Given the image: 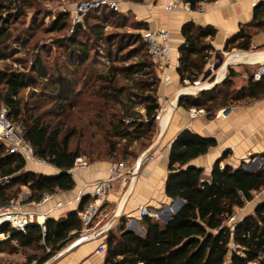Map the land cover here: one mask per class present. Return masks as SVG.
I'll use <instances>...</instances> for the list:
<instances>
[{
    "label": "trees",
    "instance_id": "1",
    "mask_svg": "<svg viewBox=\"0 0 264 264\" xmlns=\"http://www.w3.org/2000/svg\"><path fill=\"white\" fill-rule=\"evenodd\" d=\"M38 1L0 0V47L12 40V28L27 10L34 11L31 24L35 29V20L41 13L36 8ZM263 11V5L259 4L254 9L257 22L242 26L238 33L225 41L222 51H248L252 36L264 30V23L257 20ZM128 16L101 6L87 12L82 25L75 24L70 34L57 41L59 46L68 49L70 62L66 64L76 75L79 71L85 74L86 65L93 64L92 53L97 47L102 46L106 51L108 65L105 73L92 74L95 85L80 91L77 96H74V87L68 85L61 75L57 82L52 80L38 58L30 64L28 72L11 68L0 70V107L8 109L13 123L24 125L22 137L32 146L34 155L59 171L54 175H44L26 170L25 161L18 155L9 154L0 141V206L14 200L23 189L28 191L27 204L38 202L45 192L71 191L75 182L66 170L84 154L79 148L85 130L91 131V140L99 134L104 155L110 159L130 156L134 145L145 149L151 144L156 132L155 116L160 109L157 95L160 79L156 66L150 60L146 46H139L140 33L121 36L105 32L107 27L126 28ZM69 19L68 12L58 13L47 30L64 32ZM132 21L130 29H145L143 24ZM181 36L183 44L178 49L176 73L181 86H185V82L192 85L204 77L211 56L218 55L209 42L215 36V30L190 22L182 26ZM136 45L140 47L139 52L133 48L122 54ZM114 47H117V52L112 54ZM237 75L229 68L221 83L193 96H180L176 106L185 111L204 110L206 118L212 119L222 108L264 97V78L254 81L249 75L245 85L236 87ZM36 80L44 81L54 89L53 106L57 115L47 119L38 115L39 105L29 107L22 103V92ZM76 83L86 88L85 80ZM137 107L142 112L136 111ZM107 110L110 111L108 116L105 115ZM73 114L76 122L71 123ZM83 118L85 123L81 122ZM76 137H80V141L77 138V144L71 148ZM215 146L214 139L188 129L178 133L169 148L164 194L170 200L181 199L182 207L167 223L142 217V234L127 230L126 222L119 219L118 228L106 232L103 264H246L259 253L264 254V200L232 229L225 226L232 214L252 201L254 194L264 188V165L254 170L245 169L243 162L237 167H221V161L228 157L229 152L214 163L208 175L202 168L190 165L192 160ZM89 154L96 155L95 158L89 156L90 163L104 160L93 149ZM89 201V196L83 197L77 210ZM76 211L56 220L46 219L44 232L37 225L28 226L23 233L16 232L3 223L0 235L7 237L3 243L14 242L22 250L41 252L40 257L33 255L29 260L43 264L78 236L81 224ZM45 249L50 252L46 253Z\"/></svg>",
    "mask_w": 264,
    "mask_h": 264
},
{
    "label": "crops",
    "instance_id": "2",
    "mask_svg": "<svg viewBox=\"0 0 264 264\" xmlns=\"http://www.w3.org/2000/svg\"><path fill=\"white\" fill-rule=\"evenodd\" d=\"M172 1L142 0L141 3H134L120 0L118 4V11L121 14L130 15L135 22L145 26V29L134 30V32L140 33L143 30L168 31L171 49L169 67L163 73L156 68L157 77L160 79L158 98L160 96L173 98L168 103L166 112L160 118L161 132H164L160 139L151 145L149 151L153 154V160L144 163L141 166L143 168L140 167L139 176L129 194L126 195L122 210L119 213L125 219L127 230L134 232L139 230L141 234L143 228H139L137 223L141 219L138 216L140 206H146L157 211L162 222L165 223V219L168 218L169 220L183 205L181 199L176 198L179 201L170 200L164 194L170 144L183 129H188L202 137L216 141L215 147L210 148L205 155L190 162V165L202 168L207 175L214 163L225 152H229V155L221 161V167L224 165L237 167L241 161L249 156L261 158L263 163L260 166L264 165V97L255 101L234 104L229 107V112L218 111L212 119H207L206 116L202 115L190 119L188 111L177 106L176 111L172 113L177 92L188 93L192 90L188 88L179 90L181 85L176 73L178 49L183 44L182 26L191 22L201 28H213L215 36L209 42L215 52H220L223 50L225 41L238 33L242 26L257 22L254 17V9L259 4L264 7V0H202V13H189L184 4L167 9ZM196 1L193 0V2ZM257 20L264 23V11ZM231 51L236 53L228 56L227 62H237L232 69L238 74L235 80L241 82L239 86L241 87L246 84L248 76L252 75L256 69L257 65L254 61L258 59L264 61V30H259L252 36L248 51L235 49ZM219 73V78H222V69ZM164 75L169 77L167 82H162ZM206 78L207 76L200 80L205 81ZM169 104L171 105L169 106ZM34 166L37 167L34 168ZM110 166L111 164L106 161L88 164L87 167L77 170L76 174L72 176L75 186L71 191H56L51 194L49 202L45 205L39 207L27 205V209L44 213L46 219L55 220L76 211L80 200L90 195L92 191L90 183L105 179L108 176ZM257 168L255 167V169ZM26 170L44 175H54L59 172L51 165L39 166L28 163H26ZM122 189L119 188L118 184L114 185V193L109 195L108 201L100 212L101 215L94 222L92 231L103 229L106 224H110V229L113 226L114 229L118 228L119 219L117 216L119 214H116V209L120 196L125 193V190ZM23 192L28 193L27 189ZM263 200L264 198L253 197L252 201L246 203L242 209L236 212L237 216L243 218L252 214L255 206ZM57 204H60L61 207L52 209ZM103 211L104 214H102ZM105 235L106 232L97 239L88 242H76L77 237L74 238L60 250H65L63 253H55L57 258L50 264H103L105 254H98L96 250L100 244H104Z\"/></svg>",
    "mask_w": 264,
    "mask_h": 264
},
{
    "label": "rangeland",
    "instance_id": "3",
    "mask_svg": "<svg viewBox=\"0 0 264 264\" xmlns=\"http://www.w3.org/2000/svg\"><path fill=\"white\" fill-rule=\"evenodd\" d=\"M83 1V0H39L37 2L36 8L38 12H41L39 15H37V18L35 20L34 27L32 28L31 19L34 14L33 10H27L25 11V15L21 17L19 22L14 25L12 29L13 30V38L10 40L7 44L0 47V70L1 69H16L18 71L28 72L29 66L36 58L45 66L48 76L57 82V78L59 75L62 76L64 81L68 85H72L74 87V96H77V94L81 91H85L86 89L90 88L93 83V79L96 73H105L108 65V58L106 57V51L103 49L102 46L97 47L95 49V52L92 53V56L94 58V62L92 65H86L85 74H82L81 71H79L76 74L70 71V69L67 67L66 62L69 64V56H68V49L66 47L59 46L57 44V41L60 38H63L70 34L72 27L75 25L72 20L71 12H73L74 6L76 3ZM60 12H68L70 14L69 24L67 30L61 33H51L47 29L54 19L55 15H57ZM14 13V12H13ZM6 15L3 14V17ZM132 17L128 16V23L126 28H119L116 29L114 27H107L105 30L106 33H117L121 36L129 35V34H138L134 32V30L130 29V24L133 22ZM116 24H120V22H117ZM84 40V39H82ZM143 42L140 38V45L143 46ZM139 46L130 47L122 52V54H125L128 50H133L135 52L140 51ZM112 54L117 52V47H114L112 49ZM235 52H224L220 51L218 52V55H212L211 58L208 60L207 66L205 67V72H208L209 70L214 69V67L219 62V57L224 58V61L226 59L225 54H232ZM151 60V59H150ZM156 66V65H155ZM221 67V66H220ZM219 67V68H220ZM234 65H230L227 67L226 75L228 74V69L233 68ZM218 68V69H219ZM218 72L215 71V73ZM91 74L92 78L90 79ZM218 76V75H217ZM86 82V88H82L81 85L77 86L76 81H83ZM215 75L207 76L205 83L209 84L214 82ZM235 86L239 87L241 85V82L238 80H235ZM219 84V83H218ZM216 85V84H215ZM194 87V85H186V86H180L179 90L186 89ZM211 88V87H210ZM193 89V88H191ZM199 91L196 90V92L192 93L191 96L196 95ZM55 97V91L53 88H50L46 85L44 81L41 82V80L34 81V84H31L29 88H27L25 91L21 94V100L23 104L28 105L29 107L37 106L39 105L41 107L40 112L38 113L39 116H45V118H49V116L57 115L58 112L55 110L53 106V98ZM173 100V98H167V97H159L158 103L160 106L159 114H164L166 112L168 103H170ZM87 103V101H85ZM92 106H95L94 103L90 102ZM90 107V106H89ZM222 108L219 111H222ZM136 111H141L139 107L136 108ZM176 111L175 109L172 111L174 113ZM142 112V111H141ZM171 113V114H172ZM110 114V111L107 110L105 112V115L108 116ZM202 116H206V112L202 110ZM188 117L190 119H193L190 115V111H188ZM198 117V116H197ZM52 118V117H51ZM196 118V117H195ZM71 123L76 122V115H72ZM107 120V118H105ZM57 122V119L54 121ZM82 123L86 122V119L83 118ZM94 122V121H93ZM65 130V129H64ZM66 131V130H65ZM69 131V129L67 130ZM90 133L91 131H83V136L80 141V137H76L72 144L71 148H74L77 144V141L79 139L81 146L79 150L83 152L84 154L81 156L85 158L88 164H90V158L91 156L89 153L90 151L97 153H100V156L102 161L109 162L110 164L114 162H120L124 161L127 165L128 169H131L135 163L137 158L146 151L150 150V147L153 143L156 142L157 139H160V126L158 121H156V132L154 136L152 137L151 144L148 145L147 148H141L139 145H134L133 148L130 150L131 155L122 158L121 156L116 157L115 159H110L105 157L104 155V147L101 142V138L99 134H96L95 137H93V140L90 139ZM78 138V139H77ZM150 152V151H149ZM96 156V155H94ZM94 156H91L92 158H95ZM244 166H246L248 169H255V167H260V165L263 163L261 158L249 156L246 157L243 161ZM240 162V163H241ZM239 163V164H240ZM33 164L34 163H28ZM144 164V163H143ZM142 164V165H143ZM238 164V165H239ZM141 165V166H142ZM30 167V165H28ZM33 167V166H32ZM37 166H34L36 168ZM143 168V167H141ZM25 189H23L24 191ZM254 197H258L259 199L264 198V190H261L260 192H257L254 194ZM160 208V207H159ZM107 210V209H106ZM162 208L160 209V211ZM105 212L103 211L102 214ZM101 213L99 214V216ZM161 215H163L161 213ZM118 219H122L125 221L124 217L119 214L117 216ZM116 218V219H117ZM117 219V221H118ZM159 222L163 223L161 220V217L157 219ZM137 221V220H136ZM119 223V221H118ZM138 227L142 228L140 224V220H138ZM113 231H115L114 226L111 227ZM136 233L141 234L139 230L136 231ZM7 237L4 235H0V264H36L35 260H29L31 256L36 255L38 257L41 256V252H34L31 250H22L20 248H17L15 246L14 242L11 243H3L5 242ZM233 248V247H232Z\"/></svg>",
    "mask_w": 264,
    "mask_h": 264
},
{
    "label": "built area",
    "instance_id": "4",
    "mask_svg": "<svg viewBox=\"0 0 264 264\" xmlns=\"http://www.w3.org/2000/svg\"><path fill=\"white\" fill-rule=\"evenodd\" d=\"M120 0H83L75 4L73 12H71L72 20L74 24H83V16L89 12L98 9L101 6H108L112 10H118V4ZM203 1L197 0L193 2V0H173L170 5L167 6V9L174 8L179 4H184L189 13H202L203 12ZM140 37L143 44L146 46L147 52L152 60V62L156 65V68L160 72H164L169 67V56L171 53L170 43H169V33L166 30H143L140 32ZM236 53V52H235ZM232 53V54H235ZM232 54H225L226 59L222 58V63L219 65V69L209 70L210 75H215V80L212 83H205L204 81L198 80L194 82L192 85L194 87H190L188 89L193 88L188 93H179L177 92L175 96V106L177 100L180 96L184 95H192V93L196 92V90H205L208 89L215 84L221 83L226 77L227 67L230 65H235L236 63H228L227 57ZM256 66L255 71L252 74V78L254 81H259L261 78H264V61L258 59L254 61ZM222 69L223 75L222 78H219V72ZM215 73V71H217ZM218 75V76H217ZM169 80L168 75H164L162 78V82H167ZM189 85L185 82V86ZM175 107L173 108V110ZM172 110V111H173ZM226 110H230V108L223 109L221 112H225ZM190 115L192 118L200 116L202 114V110L198 109H190ZM159 112V111H158ZM157 112L155 116V120L158 121L160 126V118L162 114ZM222 113V114H223ZM24 125L22 123H13L8 116V109L5 106L0 107V141L6 147V151L9 154H15L20 156L25 163H34L39 166H47L50 165L46 161L36 157L34 155V151L32 146L26 142L23 137ZM164 132V131H163ZM161 132L160 127V135ZM153 160V154L149 151L143 152L136 160L135 165L128 169L127 165L124 161L112 163L110 166V170L108 176L105 179L97 180L91 184L92 191L89 195L90 201L81 209L77 210L76 214L81 224V229L78 233L76 242H88L97 239L103 233L107 232L110 229V224H106L103 229H99L96 231H92L94 226V222L96 218L99 216L104 204L108 201V197L111 193H114V185L118 184L119 188H123L125 193L122 194L118 200L116 214H119L122 210V206L125 202L126 195L129 194L131 188L135 184L138 176L139 170L143 163ZM88 163L83 157H79L73 163V166L66 170V173L74 176L77 170L81 168L87 167ZM243 167L247 170L246 166ZM28 193H20L14 200H11L6 205L0 206V225L3 223L8 224L12 230L16 232H24L28 226L37 225L41 228L42 232H44V223L46 220V215L44 213L30 211L27 209V205L32 207H39L45 205L49 202L51 198V194L45 192L41 199L38 202H31L29 204L25 203V199ZM60 204H57L56 207L52 209L60 208ZM139 218L148 217L152 220H157L160 214L150 209L146 206H140L138 209ZM241 218L237 216L236 213L232 214L226 221L225 226L228 228H233L235 224H237ZM67 249V248H66ZM65 250L59 251L63 253ZM105 251L104 244H100L96 250V253L103 254ZM45 252H50L49 249H45ZM57 258V254L52 255L44 264H50ZM264 262V254L259 253L257 257L251 261H248L246 264H263Z\"/></svg>",
    "mask_w": 264,
    "mask_h": 264
},
{
    "label": "water",
    "instance_id": "5",
    "mask_svg": "<svg viewBox=\"0 0 264 264\" xmlns=\"http://www.w3.org/2000/svg\"><path fill=\"white\" fill-rule=\"evenodd\" d=\"M221 63H222V57H219V62H218V64L214 67V69H217ZM208 74H209V72H206L205 75H204V78H205ZM229 111H230V110H226L225 113H226V112H229ZM176 200L179 201V199H176ZM167 222H168V218L165 219V223H167Z\"/></svg>",
    "mask_w": 264,
    "mask_h": 264
},
{
    "label": "bare ground",
    "instance_id": "6",
    "mask_svg": "<svg viewBox=\"0 0 264 264\" xmlns=\"http://www.w3.org/2000/svg\"><path fill=\"white\" fill-rule=\"evenodd\" d=\"M171 104H169V106H170Z\"/></svg>",
    "mask_w": 264,
    "mask_h": 264
}]
</instances>
